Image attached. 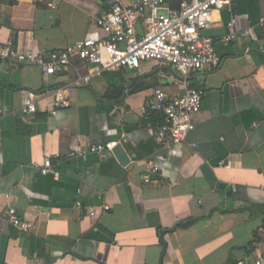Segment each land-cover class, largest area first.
<instances>
[{
	"label": "crops",
	"instance_id": "obj_1",
	"mask_svg": "<svg viewBox=\"0 0 264 264\" xmlns=\"http://www.w3.org/2000/svg\"><path fill=\"white\" fill-rule=\"evenodd\" d=\"M188 2L165 0L162 13ZM105 10L102 0H0V45L62 51L97 32ZM262 18L264 0H231L213 12L203 36L222 63L187 79L149 61L73 87L91 67L76 61L47 76L0 62V264H235L263 255L264 29L254 41H222L231 21L240 33ZM156 88L170 98L205 91L194 130L167 149L146 120ZM59 89L69 108L55 107ZM112 90L120 97L108 99ZM30 94L37 112L24 115ZM111 142L124 147L128 165L115 155L76 156ZM48 158L58 177L41 173ZM153 166L159 173L145 184ZM10 208L29 231L7 220Z\"/></svg>",
	"mask_w": 264,
	"mask_h": 264
},
{
	"label": "built area",
	"instance_id": "obj_2",
	"mask_svg": "<svg viewBox=\"0 0 264 264\" xmlns=\"http://www.w3.org/2000/svg\"><path fill=\"white\" fill-rule=\"evenodd\" d=\"M38 1V0H34ZM106 10L96 19L97 32L62 51L36 55L32 50L24 51L16 47L13 40L0 45V62L19 66H34L47 76L61 74L69 68H75L76 61L91 67L87 76H80L73 87L90 82L103 72L138 70L143 62L155 61L172 67L178 75L187 77L218 68L222 58L216 51L214 42L203 36V31L212 21L215 11L229 5L231 0H190L182 3L179 11L164 14L165 0H102ZM47 7L56 9L57 5L48 2ZM143 25V33L138 26ZM229 34L222 41L232 44L238 40H255V29H264V18L256 27L240 33L234 31V21L228 24ZM205 91L188 89L183 96L170 98L162 88H156L150 108L164 115V122L155 129V136L162 148H170L183 142L194 130L193 117L202 108ZM55 107L69 108L70 101L63 89L55 92ZM37 112L36 97L30 94L23 104L24 115ZM4 111L0 109V115ZM152 128V124L148 123ZM117 142L98 144L81 149L77 157L90 155L108 159L114 155ZM43 175L59 173L48 158L41 170ZM159 173V167L153 166L143 177L150 184ZM81 206V202L77 203ZM110 210L109 206L104 207ZM95 213L92 212L91 215ZM7 220L18 230L27 232L30 224L24 222L15 208L6 213ZM235 264H264V254L251 258H242Z\"/></svg>",
	"mask_w": 264,
	"mask_h": 264
},
{
	"label": "trees",
	"instance_id": "obj_3",
	"mask_svg": "<svg viewBox=\"0 0 264 264\" xmlns=\"http://www.w3.org/2000/svg\"><path fill=\"white\" fill-rule=\"evenodd\" d=\"M113 93H114L113 90L110 91L109 94H107L106 97L108 99H115V98H117L119 96V94L116 95V94H113ZM120 95H122V94H120ZM146 120H148V122H150L152 124L153 128H157V127H159L160 125L163 124L164 115L161 114V113H158V112H156L154 110H148L147 116H146ZM180 226H187V224L186 225L182 224Z\"/></svg>",
	"mask_w": 264,
	"mask_h": 264
},
{
	"label": "water",
	"instance_id": "obj_4",
	"mask_svg": "<svg viewBox=\"0 0 264 264\" xmlns=\"http://www.w3.org/2000/svg\"><path fill=\"white\" fill-rule=\"evenodd\" d=\"M114 155L118 158L122 165H128L130 163V158L122 145H118L114 149Z\"/></svg>",
	"mask_w": 264,
	"mask_h": 264
}]
</instances>
